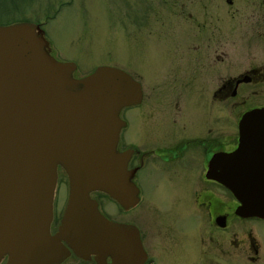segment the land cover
<instances>
[{
	"label": "flooded vegetation",
	"instance_id": "obj_1",
	"mask_svg": "<svg viewBox=\"0 0 264 264\" xmlns=\"http://www.w3.org/2000/svg\"><path fill=\"white\" fill-rule=\"evenodd\" d=\"M225 2L228 7L236 3L235 0ZM251 2L257 3L258 8L264 5V0ZM233 11L238 14L236 7ZM244 17V20L262 23V28L258 27L251 33H240L232 31L237 25H227L226 34V27L217 31L222 40L220 44L204 43L202 40L200 43L185 45L177 42L171 44L170 50L158 38L147 40L143 38L146 36L144 35L131 39V43L142 40L138 45H141L140 52L144 62L140 66L134 62L133 65L138 67L137 72L121 69L138 83L140 98L118 113L123 124L117 135L116 149L127 157L126 168L130 170L131 181L135 186L134 201L123 208L105 193L96 191L90 194L98 211L122 227L119 229L123 233L121 240L124 242H121L115 253L122 250L125 252L122 256L107 253L100 257L90 255L81 258L70 251L59 264H159L158 258L164 256L159 255V249L163 254L170 251L176 244L173 238L178 235H182L183 240L190 237L192 244L196 238L197 245L202 248L203 239L197 237V234L200 227L206 224L211 233L227 237L228 244H233L236 248L241 246L242 250L248 249L250 254L247 260L254 262L253 264L258 263L255 261H258L259 247L251 229L234 232L235 230H229V226L231 221L241 224L250 220L263 222L264 218L238 215L236 210L240 205L239 200L228 186L217 179L264 178V14L260 16L256 11L253 13L250 10ZM206 29L208 25L204 26L203 33ZM207 35L210 37L213 32ZM240 40H243L245 46L234 49L240 51L241 55L232 58L231 48L224 43L229 45ZM48 45L54 56L53 46L49 41ZM155 50L159 52L158 66L151 68ZM196 50L198 52L194 55L200 52L203 55L194 56L187 52ZM175 51L182 53L184 58L180 62L172 59V63L165 56L170 52L174 57ZM174 74L179 80L186 77L185 83L203 88L196 90L197 92H209L212 102L210 106H213V101L218 105L215 115L204 116L207 111L201 115L200 123L192 127L199 120V114L193 111L189 116L188 129L187 123L181 120L182 107L178 105L181 102L176 99L175 92H171L166 80ZM141 77L147 79L145 85L143 81L141 84ZM161 79L164 81L159 87ZM211 79L215 80V84L207 90L204 84ZM180 87H184V84ZM202 98L196 97L193 103L191 101L192 105L199 103L197 100ZM199 105L202 106L201 103ZM141 107V119L137 120L136 111L139 110L136 109ZM222 107L225 110L221 113ZM192 132L198 134L191 136ZM57 170L59 174L58 167ZM67 192L66 186L60 210L56 208L57 198L55 200L56 194L54 195L51 234L59 223ZM99 195L106 197L105 202L113 204V218L101 210L97 199ZM171 202L172 205L169 206ZM149 212L157 235H154L155 241L147 239L145 230L140 226L148 219ZM182 218H188L189 224L193 226L189 237L174 229L176 221ZM237 234L241 236L239 240ZM134 248L137 251L136 258L133 257ZM156 258L157 262L154 261ZM176 263L173 258L163 262Z\"/></svg>",
	"mask_w": 264,
	"mask_h": 264
},
{
	"label": "water",
	"instance_id": "obj_2",
	"mask_svg": "<svg viewBox=\"0 0 264 264\" xmlns=\"http://www.w3.org/2000/svg\"><path fill=\"white\" fill-rule=\"evenodd\" d=\"M74 71V62L51 55L37 24L0 25L4 264H58L68 249L81 258L100 257L115 253L124 242L122 227L106 219L89 194L105 193L123 208L134 201L127 157L117 151L116 140L123 124L119 110L138 101V83L113 66H96L81 77H74ZM58 164L68 195L57 229L50 234ZM217 179L239 200L238 215L264 218V178Z\"/></svg>",
	"mask_w": 264,
	"mask_h": 264
},
{
	"label": "rangeland",
	"instance_id": "obj_3",
	"mask_svg": "<svg viewBox=\"0 0 264 264\" xmlns=\"http://www.w3.org/2000/svg\"><path fill=\"white\" fill-rule=\"evenodd\" d=\"M235 1V5L228 7L225 0H0V25L20 21L38 23L43 29V34L53 46L52 51L55 57L51 55L54 58L75 63L74 77H81L91 72L96 66L103 64L137 72V66L144 62L140 52L141 45H138L142 40H136L137 44H135L131 43V39L135 40L144 35L146 36L143 38L147 40L158 38L171 50V44L177 42L185 45L191 42L200 43L202 40L204 43L220 44L222 40L217 35V31H222L226 27V34L227 25H237L238 27L232 31L240 33H251L258 27L262 28V23L257 24L253 20H244V16L250 10H253V13L256 11L260 16L263 15L264 5L258 8L257 3H252V0ZM235 7L238 14L233 11ZM205 25H208V29L203 33ZM210 32H213V35L208 37L207 34ZM224 44L231 48L232 58L236 57L235 55H241L240 51L234 49H242L245 46L243 40L229 43V45ZM175 52L174 57L168 52L166 59L169 58L171 62L172 59L174 62H180L184 56L179 51ZM187 52L194 55L198 50ZM153 54L151 68L158 66L159 52L155 50ZM196 55L202 56L203 53L200 52L194 56ZM135 61L137 66L133 65ZM166 80L172 89L171 92L174 91L176 99L181 102L178 104L182 107L181 120L187 123V128L189 116L191 117L193 111L199 114V120H196L192 127L200 123L201 115L207 111L208 113L204 116L215 115L218 108L217 102L213 101V106H210L212 102L209 99V92L196 91L203 89L201 86L185 83L186 77L179 80L175 74L170 75ZM140 81L141 84L143 81L145 85L147 79L143 77ZM163 81L164 79H161L159 87L162 86ZM182 84L184 87L181 88ZM207 84L210 88L206 86ZM214 84L215 80L211 79L206 81L204 86L210 90ZM147 91L145 87V92ZM196 97H203L197 100L202 106L199 103L192 105ZM136 110H139L136 111V119L140 120L142 107ZM224 110L225 108L222 107L221 113ZM197 134L192 132L191 136ZM58 169L55 200L57 198L56 208L60 210L65 198L66 180L64 170L61 166ZM105 198L101 195L97 196L101 210L113 218V204L105 202ZM171 205L172 202L169 206ZM150 214L149 212L148 219L140 226L143 231L145 230L146 238L155 241V227L151 222ZM175 225L174 229L177 232L186 233L187 237L191 235L193 226L189 224L188 218L177 220ZM206 225H202L197 234V237L203 239L202 248L197 245L196 238L192 244L190 237L183 240L182 235H178L173 238L176 244L170 251L163 254L159 249V255H164L158 258L159 264H163L169 258L175 259L176 264L254 263L247 260L250 254L248 249L242 250L241 246L236 248L233 244H228L227 237H218L211 233ZM249 228L259 247L257 255L260 260L258 257V261L255 262L264 264V221L250 220L241 224L231 221L229 226V230H235L234 232ZM236 237L238 240L241 238L239 234ZM233 242H235L234 239ZM154 261L157 262V258Z\"/></svg>",
	"mask_w": 264,
	"mask_h": 264
},
{
	"label": "bare ground",
	"instance_id": "obj_4",
	"mask_svg": "<svg viewBox=\"0 0 264 264\" xmlns=\"http://www.w3.org/2000/svg\"><path fill=\"white\" fill-rule=\"evenodd\" d=\"M60 165L58 164V166L57 167H59ZM62 168V167H61ZM52 202H53V200H52ZM64 242V241H63ZM65 243V242H64ZM66 244V243H65ZM98 254H95V256H97Z\"/></svg>",
	"mask_w": 264,
	"mask_h": 264
}]
</instances>
